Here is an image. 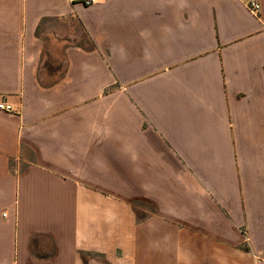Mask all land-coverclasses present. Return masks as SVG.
Segmentation results:
<instances>
[{"label": "crops", "instance_id": "1", "mask_svg": "<svg viewBox=\"0 0 264 264\" xmlns=\"http://www.w3.org/2000/svg\"><path fill=\"white\" fill-rule=\"evenodd\" d=\"M0 99V264H264V0H0Z\"/></svg>", "mask_w": 264, "mask_h": 264}, {"label": "built area", "instance_id": "2", "mask_svg": "<svg viewBox=\"0 0 264 264\" xmlns=\"http://www.w3.org/2000/svg\"><path fill=\"white\" fill-rule=\"evenodd\" d=\"M105 0H82V4L86 7L92 6L94 4L100 3ZM248 9L251 13L256 14L259 9V5L257 2L250 3L248 6ZM0 111L2 112H7V113H12L14 112L13 108L11 107L10 104H8L5 100L0 99Z\"/></svg>", "mask_w": 264, "mask_h": 264}, {"label": "rangeland", "instance_id": "3", "mask_svg": "<svg viewBox=\"0 0 264 264\" xmlns=\"http://www.w3.org/2000/svg\"><path fill=\"white\" fill-rule=\"evenodd\" d=\"M80 33V31L77 30V34Z\"/></svg>", "mask_w": 264, "mask_h": 264}]
</instances>
